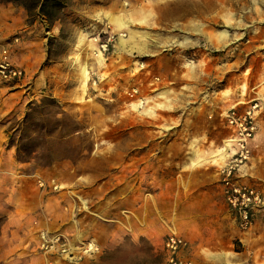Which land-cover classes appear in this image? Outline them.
<instances>
[{"label": "rangeland", "instance_id": "1", "mask_svg": "<svg viewBox=\"0 0 264 264\" xmlns=\"http://www.w3.org/2000/svg\"><path fill=\"white\" fill-rule=\"evenodd\" d=\"M258 1L0 0L25 9L47 52L43 85L1 111L0 264H163L156 241L172 223L212 237L223 218L242 232L221 192L223 162L193 166V174L185 166L231 137L230 108L243 110L257 96L264 101V0ZM180 6L194 12L164 15ZM221 32L227 37L216 47L208 37ZM81 64L91 74L85 90ZM166 98L172 108L154 107ZM259 124L264 138V114ZM39 180L52 186L39 187ZM37 221L56 234L72 231V238L78 228L84 236L90 228L123 225L124 255L73 263L46 253L36 248Z\"/></svg>", "mask_w": 264, "mask_h": 264}, {"label": "crops", "instance_id": "2", "mask_svg": "<svg viewBox=\"0 0 264 264\" xmlns=\"http://www.w3.org/2000/svg\"><path fill=\"white\" fill-rule=\"evenodd\" d=\"M41 35L42 32L40 27H38L37 23L29 22L27 12L24 8L11 3H0V56L4 47L10 48V54L16 59L17 63L18 61L21 63L26 74L22 80L19 78L18 80L20 81L17 82H13V80L8 82L1 81L2 79L0 78V116L4 105H6L10 99L16 97L20 98L23 93L30 94L31 90L39 87L38 84L43 85V83H39V79L43 78L44 73L47 71L44 68L47 60V52L43 41L39 40ZM17 36L19 37V42L16 40ZM260 98L262 97L257 96L250 100H260L262 104L260 117L262 118V114H264V101ZM260 117L259 120H261ZM261 133L260 124L259 131L252 143V160L248 162L246 170L254 180L264 184V174H256V170L258 168L260 169V166L263 164L259 161L261 159L260 155H256L257 153H264V147L262 145L264 138H262ZM2 135H4V129H0V153L5 148V146L2 147ZM232 148L233 144L229 148V153H231L230 150ZM261 155L264 156V154ZM191 162L187 163L185 168L191 169V174H193L196 167H193V165L191 166ZM250 169L254 170V174L250 172ZM22 180L24 179H15L16 182H19V186L23 183ZM43 181L44 188H46L47 185L52 186L47 180ZM39 187L41 186L39 185ZM219 222V227L222 230L219 234L212 237H206L183 229L178 230V228L173 225L174 223H172V231L184 237L189 244L182 252L181 258L186 261H191L192 264H264V226L261 219L256 223L253 230L249 232H240L231 220L226 221L222 218ZM36 223L39 225L36 248L43 250L42 244L44 240L41 234L46 233L48 235H54L56 232H50L38 221ZM90 229L87 235L85 234L83 236L81 235V232L84 233L83 229L81 230L78 228L75 233H72L75 238H72L69 233L72 231L62 232V234L69 239L71 244H79L84 240H93L96 242L101 249L100 252L90 255L94 258V262H98L102 255H105L106 261L111 262L113 261V257L116 258L124 255L123 247L125 245L127 233L123 225L114 226L112 224H106L103 227H94ZM79 230L80 234L78 233ZM102 231L105 234L104 238H102ZM165 237H163L164 239L156 241L157 248L161 251L164 259L163 264H167V253L164 246ZM233 240L238 241L241 249H235ZM45 252L62 256L59 248ZM72 262L77 263L76 261Z\"/></svg>", "mask_w": 264, "mask_h": 264}, {"label": "built area", "instance_id": "3", "mask_svg": "<svg viewBox=\"0 0 264 264\" xmlns=\"http://www.w3.org/2000/svg\"><path fill=\"white\" fill-rule=\"evenodd\" d=\"M24 75V70L17 64L9 50L4 48L0 56V78L12 81ZM262 104L252 99L248 105L239 110L230 108L225 114L226 125L232 129L233 148L229 158L219 166L221 192L228 211L243 232L253 230L261 219L264 226V184L254 180L247 173L248 162L252 160V143L257 135L260 124L259 117ZM40 186L44 181L39 180ZM55 188H58L54 184ZM42 248L46 250L60 249L72 261H80L85 256L100 252V246L93 240H84L79 244L70 245L69 239L62 233L48 235L42 233ZM188 241L177 232H169L164 240L167 253V264H192L181 258L182 252L188 247Z\"/></svg>", "mask_w": 264, "mask_h": 264}, {"label": "bare ground", "instance_id": "4", "mask_svg": "<svg viewBox=\"0 0 264 264\" xmlns=\"http://www.w3.org/2000/svg\"><path fill=\"white\" fill-rule=\"evenodd\" d=\"M254 3H258L259 1L258 0H253ZM194 10L193 9H188V7H185L184 6H180L178 8H168V9H165L164 10V15L167 16L169 19L172 20V18H178V17H181V16H184V15H188V14H191L193 13ZM108 17H111L110 15H107ZM144 18L147 19V15L144 14ZM123 18L121 16H113L112 17V20H114L115 22L119 23L122 27L123 26H127L125 22V20H122ZM144 23H148V21H145ZM124 35V33H123ZM122 35V36H123ZM132 39H134L135 37V34H132ZM227 37V33L226 32H221L218 36H216L215 38H213V36H210L208 37V40L209 41H212L213 45L216 46V47H220L222 45V42L225 40V38ZM84 39L81 38L80 41H82ZM125 41H121V43L125 44L124 43ZM126 45V44H125ZM138 50L139 52H146V49L144 46H141V45H138ZM169 45V44H167ZM127 46H130V45H126L125 47ZM96 54V59L97 61L102 65L104 59H103V54L99 51L95 52ZM80 68H81V72H82V75H83V78H82V89L85 90L86 88H88V80L90 79L91 77V74H90V71L89 69L87 68L86 65H83L81 64L80 65ZM166 103V104H165ZM165 103H159V104H155V108H172V99L171 101L166 98V101ZM141 107V104L140 103H137V104H134L133 105V108L134 109H137V108H140ZM152 111V110H151ZM153 112V111H152ZM152 114V113H151ZM232 139L228 138V139H225L224 140V145L222 147H219L217 150L215 151H212L209 155H204L202 157L203 154H197L196 157H197V160L195 161H192L191 162V166H197V165H203V164H208V163H218L220 164V162H225L229 156L231 155V153H229V148L230 146L232 145ZM194 152L197 153V150H195Z\"/></svg>", "mask_w": 264, "mask_h": 264}, {"label": "trees", "instance_id": "5", "mask_svg": "<svg viewBox=\"0 0 264 264\" xmlns=\"http://www.w3.org/2000/svg\"><path fill=\"white\" fill-rule=\"evenodd\" d=\"M21 3H22V4H25V3L23 2V0H21ZM26 8L30 9V8H29V7H27V6H26Z\"/></svg>", "mask_w": 264, "mask_h": 264}]
</instances>
